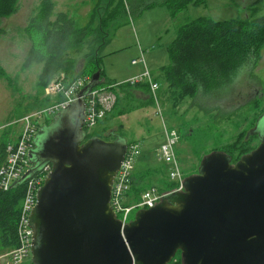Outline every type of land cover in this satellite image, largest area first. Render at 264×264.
Returning <instances> with one entry per match:
<instances>
[{
	"label": "water",
	"instance_id": "1",
	"mask_svg": "<svg viewBox=\"0 0 264 264\" xmlns=\"http://www.w3.org/2000/svg\"><path fill=\"white\" fill-rule=\"evenodd\" d=\"M100 78L99 70L84 91ZM85 109L80 100L56 115L63 126L38 155L52 170L30 216L34 264H171L178 253L183 264H264V129L235 164L224 152L205 156L184 192L140 209L123 226L111 202L128 144L84 142ZM71 113L74 122L66 123Z\"/></svg>",
	"mask_w": 264,
	"mask_h": 264
},
{
	"label": "rangeland",
	"instance_id": "2",
	"mask_svg": "<svg viewBox=\"0 0 264 264\" xmlns=\"http://www.w3.org/2000/svg\"><path fill=\"white\" fill-rule=\"evenodd\" d=\"M41 1L22 0L17 14L9 18L0 17V28L6 32L0 37V140L6 139L9 134L10 138L15 139L13 133L23 128L21 119L49 104L45 89L37 84L42 65L24 68L32 48L25 28ZM53 1L56 13L66 12L85 23L95 5L99 6L97 19L105 16L110 0ZM257 1L208 0L207 6L191 7L188 12L171 19L163 0H124L110 25V41L102 50L105 57L99 67L105 72V77L113 81L128 78L136 72L139 73L134 76L141 75L144 70L140 63L142 58L146 59L150 70L158 71L169 64L167 47L182 24L198 17L225 21L262 15L264 5ZM153 46L154 49H151ZM133 60L139 61V64L133 65ZM164 87V83H159V89ZM134 94L140 102L149 99L150 95L153 97L151 93L149 95L142 91ZM205 94L199 93L195 100H188L176 110L171 104L166 107L159 104L160 109L156 105L134 109L124 115L126 117H117L111 122V131L116 132L118 125L123 124L128 141H136L139 146L140 156L135 163V172L143 171L138 172L141 175L150 171L147 188L156 187L164 192L173 189H165L169 183L170 166L163 161L160 152L162 145L167 142L166 130L175 133L176 157L185 178L198 174L205 156L216 151L222 152L225 145L233 144L242 134L246 137V144L258 145L259 139L252 137L264 129V112L255 120L256 113H261L264 108V50L257 64H248L240 69L233 84ZM257 97L262 106L250 107ZM136 104H130L120 95L118 109L129 110L130 107L136 108ZM62 126L60 119H53L42 127L39 138L45 141ZM160 166L166 169L165 173L156 171ZM137 211L133 213L132 219ZM9 252L0 247V264H12ZM31 261L32 256L23 264Z\"/></svg>",
	"mask_w": 264,
	"mask_h": 264
},
{
	"label": "trees",
	"instance_id": "3",
	"mask_svg": "<svg viewBox=\"0 0 264 264\" xmlns=\"http://www.w3.org/2000/svg\"><path fill=\"white\" fill-rule=\"evenodd\" d=\"M264 5V0H258ZM22 0H0V17L9 18L20 11ZM208 0H163L172 19L188 12L191 7L207 5ZM124 0H110L105 16L98 17L99 6L95 5L89 19L85 23L79 22L66 12H55L56 4L53 0H42L34 16L25 28L32 48L24 63V68H31L34 64L42 65L38 77V86L45 89L57 76L63 75L66 79L89 76L101 71V80L105 79V72L100 69V61L105 57L102 50L110 41V25L116 19ZM256 8V7H253ZM98 20V22H97ZM97 22V23H96ZM0 28V37L5 35ZM264 50V14L245 19L216 21L208 17H198L182 24L176 37L167 47L169 64L154 77L156 83H164L163 89H158L157 95L160 105L166 107L171 104L173 110L178 109L188 100H195L199 93L214 92L227 86L238 78V72L246 65L257 64ZM236 77V78H235ZM113 81L105 79L98 88L109 89ZM117 95V102L113 110L100 121L98 127L88 133L84 127L85 141L91 138L104 140H125L129 145L137 144L128 141L127 131L123 124L118 125L116 132L111 131V122L115 118L124 116L134 109L156 105L148 85H121L113 88ZM142 91L149 94L146 101L137 100L134 92ZM130 103H137L136 108L129 110L119 108V97ZM206 95V94H205ZM245 104L244 106H246ZM243 106V107H244ZM260 98H255L250 107L260 108ZM256 113L258 120L262 113ZM52 119L41 124L37 134L43 126H47ZM242 134L233 144H227L221 150L227 153L232 164L251 152L257 145L252 146L245 142ZM259 138L255 133L252 139ZM259 143V142H258ZM8 142L0 143V165L5 159ZM149 169V168H148ZM163 166L156 171L165 173ZM134 171L130 195L139 200L148 189L147 178L151 175L147 170L141 175ZM25 183H18L9 191L0 190V247L11 251L18 246V219L24 196ZM152 186V185H149ZM174 185L168 183L165 189ZM150 188V187H149ZM162 189V188H161ZM28 264H34L32 261ZM171 264H183L181 256L175 257Z\"/></svg>",
	"mask_w": 264,
	"mask_h": 264
},
{
	"label": "built area",
	"instance_id": "4",
	"mask_svg": "<svg viewBox=\"0 0 264 264\" xmlns=\"http://www.w3.org/2000/svg\"><path fill=\"white\" fill-rule=\"evenodd\" d=\"M144 70L141 75L134 76L124 82L114 83L109 89L94 88L84 91L91 83V77L84 76L72 81L63 75L55 77L45 88V95L49 104L40 110L26 115L21 119L23 128L14 144H9L6 149L5 159L0 165V190L9 191L14 183L19 182L31 169H35L24 181V196L18 219V246L12 249L8 256L12 264H23L32 256L33 231L30 228V216L38 203V191L44 185L48 174L52 170L51 164H44L36 169L31 162L30 153L35 145V135L44 121L54 118L59 113L67 110L71 105L84 100L86 109L84 127L88 133L93 132L100 121L110 113L116 105L117 95L113 88L121 85H148L153 95L156 106L160 109V100L157 95L159 84L154 81V75L147 66L145 58L141 59ZM139 61L133 60V65ZM167 142L162 145L160 152L163 161L170 166L168 179L173 189L167 192L156 187L148 188L139 200L128 201L132 186L135 163L140 156L137 144L128 146L124 162L119 170L112 190V207L117 218L123 226L129 224L136 210L150 209L161 203L166 197L182 193L185 190V176L176 157L175 133L166 130ZM136 214V213H135Z\"/></svg>",
	"mask_w": 264,
	"mask_h": 264
},
{
	"label": "flooded vegetation",
	"instance_id": "5",
	"mask_svg": "<svg viewBox=\"0 0 264 264\" xmlns=\"http://www.w3.org/2000/svg\"><path fill=\"white\" fill-rule=\"evenodd\" d=\"M75 113H71L69 114L68 116H70V119L66 122H74L73 120L75 119ZM41 132H43V129H41L39 131V133L37 134V137H36V140H35V145H34V148L33 150L31 151L32 153V159H31V162L32 164L35 166L36 169L42 167L45 162L44 160L41 158V156H38L40 155V152L42 150V145L44 144L45 141L42 142V139L39 138V134H41ZM259 137V136H258ZM259 139V138H258ZM260 144V140H259V143L258 145ZM257 145V146H258ZM256 146V147H257Z\"/></svg>",
	"mask_w": 264,
	"mask_h": 264
},
{
	"label": "crops",
	"instance_id": "6",
	"mask_svg": "<svg viewBox=\"0 0 264 264\" xmlns=\"http://www.w3.org/2000/svg\"><path fill=\"white\" fill-rule=\"evenodd\" d=\"M205 6H207V5H205ZM166 7V6H165ZM166 9H167V11H168V13H169V10H168V8L166 7ZM169 16H170V14H169ZM171 17V16H170ZM172 19V18H171ZM151 49H154V46L151 48ZM167 65H165V66H163L160 70H154V69H152L151 68V72L153 73V75H154V77H156V76H158L160 73H161V70L164 68V67H166ZM150 67H151V64H150ZM139 72H136V73H134L132 76H134V75H136V74H138ZM132 76H130V77H132ZM130 77H128V78H130ZM128 78H124V79H121V80H119V81H113V80H110L109 79V81H113L114 83H121V82H124V81H126ZM105 79H107L106 77H105ZM105 79H103V80H101L102 81V83L103 82H105ZM108 80V79H107ZM137 92V91H136ZM141 93V92H140ZM122 96H124V94H122ZM124 117H126V116H124ZM125 129V128H124ZM112 132H114V131H112ZM20 133H21V130H20V132H18V133H13V135H15V139H12V137L10 138V134L9 135H7V137H6V139H4V140H0V143L1 142H8L9 144H14V143H16V141H17V139H18V137H19V135H20ZM10 142H12V143H10ZM134 200V198L131 196V195H129V198H128V201H133Z\"/></svg>",
	"mask_w": 264,
	"mask_h": 264
}]
</instances>
